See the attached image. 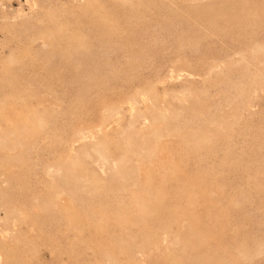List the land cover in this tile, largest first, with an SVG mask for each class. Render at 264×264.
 Here are the masks:
<instances>
[{
  "label": "rangeland",
  "instance_id": "rangeland-1",
  "mask_svg": "<svg viewBox=\"0 0 264 264\" xmlns=\"http://www.w3.org/2000/svg\"><path fill=\"white\" fill-rule=\"evenodd\" d=\"M0 264H264V0H0Z\"/></svg>",
  "mask_w": 264,
  "mask_h": 264
}]
</instances>
